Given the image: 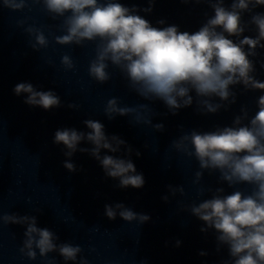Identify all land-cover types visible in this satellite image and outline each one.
<instances>
[{
	"label": "clouds",
	"instance_id": "1",
	"mask_svg": "<svg viewBox=\"0 0 264 264\" xmlns=\"http://www.w3.org/2000/svg\"><path fill=\"white\" fill-rule=\"evenodd\" d=\"M155 2L148 0V7L141 9L136 5L126 6L121 0H0V7L23 11L29 3L42 5L51 19L62 18L60 27L64 34L54 37L56 44L83 47L86 42H96L95 58L88 68L93 80L106 83L111 79L109 65L118 68L131 90L145 100L162 101L173 115L192 106V92L197 111L204 115L216 114L221 108L227 109L236 103L233 86L243 85L245 91L264 92V81L254 75L257 61L252 59L260 56L258 49H264V13L254 11L264 6V0H231L230 4H226V0H181L185 4L207 3L212 9L213 14L205 13V21L194 32L181 31L175 24L156 27L138 14L151 13ZM245 13L249 14L248 20L244 19ZM25 23L26 20H18L17 26L23 27ZM156 23L165 25L166 21L161 19ZM24 31L31 37L29 44L34 51L49 46L41 28L29 25ZM246 31L256 34L243 35ZM61 64L65 70L75 68L68 54L61 57ZM260 66L264 68V61ZM13 92L17 96L27 94L25 104L46 111L62 106L54 91H38L30 82L16 84ZM215 98L220 102H215ZM256 105L257 111L251 117L247 107L242 106L241 114L234 117L231 126H216L206 132L193 129L172 142L177 151L199 162L201 170L195 173L194 183H199L204 171H208L210 175L218 172V182H226L231 188L240 184L252 186L249 194L239 189L230 194H225L223 187L209 189L211 198L181 208L203 222L202 233L215 232L218 252L221 247L227 248L229 258L221 264H264V94L257 98ZM68 107L78 109L80 106L70 103ZM130 111L120 106L117 97H112L107 101L104 114L111 120L117 115L127 116ZM83 123L88 132L64 128L54 134L53 143L63 145L64 155L69 158L63 166L69 172L77 171L70 158L77 151L88 153L99 162L106 177L118 179V188H142L145 178L137 172L130 158L132 147L117 135H106L104 124L98 120L86 119ZM152 126L156 131L164 130L163 124ZM82 141L92 147L78 148ZM121 146L125 147L124 155L128 158L101 155L102 150L120 153ZM135 155L139 157L141 153L136 151ZM167 188L172 196L177 192L184 194L183 186L168 185ZM203 191L199 189L200 194ZM161 199L167 203L169 195ZM104 215L109 220L119 216L124 221L139 224L151 219L123 203L106 204ZM0 221L5 225L26 226L19 251L30 260L37 258L38 250L46 264H56L54 257L48 258V254L54 252L65 264L69 261L75 264L78 256L79 264H89L80 255L83 251L80 245L57 243L56 233L47 227H38L34 215L5 213L0 215ZM180 244L177 240L176 246ZM199 254L207 255L203 251Z\"/></svg>",
	"mask_w": 264,
	"mask_h": 264
}]
</instances>
